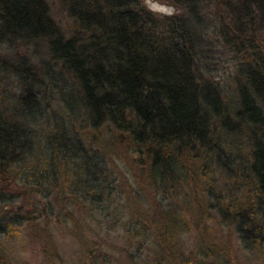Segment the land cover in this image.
<instances>
[{
  "label": "trees",
  "instance_id": "obj_1",
  "mask_svg": "<svg viewBox=\"0 0 264 264\" xmlns=\"http://www.w3.org/2000/svg\"><path fill=\"white\" fill-rule=\"evenodd\" d=\"M165 1L182 13L155 14L141 0H62L75 27L66 35L48 0H0V45L39 43L50 59L41 75L26 57L10 71L0 65L20 85L13 105L0 99V264H11L4 244L23 227L38 236L40 210L71 225L76 209L106 213L105 224L123 227L119 213L108 221L117 161L134 181L122 192L136 239L123 249L128 264H236L230 246L211 243V216L250 253L264 244V0ZM206 8L236 55L231 97L206 63ZM215 171L227 187L215 188ZM174 190L197 216L187 254L178 243L187 220L163 203ZM91 244L83 264H109Z\"/></svg>",
  "mask_w": 264,
  "mask_h": 264
},
{
  "label": "rangeland",
  "instance_id": "obj_2",
  "mask_svg": "<svg viewBox=\"0 0 264 264\" xmlns=\"http://www.w3.org/2000/svg\"><path fill=\"white\" fill-rule=\"evenodd\" d=\"M141 1L147 9L155 14L168 15L167 11L151 10L149 4L146 3V0ZM48 2L50 5L51 16L55 23L66 35L72 33L75 27L72 24V21L68 18L66 10L62 5V0H48ZM151 2L162 9H174V12L169 16L176 14L180 15L182 13L165 0H151ZM202 16L206 20V27L209 28L205 36L202 37L207 44L205 54L207 59L206 63L209 64L211 71H213L212 76L214 77L215 83H220L225 88L226 97H231L234 95V92L230 78L234 75L233 67L237 63L236 55L231 50L225 49L226 47L222 46L223 38L218 34L219 19L217 17H219V15H216L217 17L215 16L214 18L213 10L211 8H206L203 10ZM210 20H212V24ZM207 22L211 27H209ZM200 27L205 28L202 24ZM20 57H26L39 75L43 73V67L46 68L50 63L45 47L42 44L40 45L38 43L36 46L15 45L14 47L0 45V65L2 64L3 69L9 68L10 71L11 65H16L20 61ZM1 70L0 99L3 98L4 101H10L11 105H13L20 93V85L15 77L10 76L8 70ZM116 165V169L111 170L115 179L119 182L118 187L115 188V190L113 189V199L115 202L109 210V212H112L113 214L110 213L112 218L108 221L109 223L114 221L115 218H113V216H117L119 213L123 217V227L116 228L114 227L115 225L105 224L104 218L106 213L92 216L90 213L79 212L76 209V213L74 211L73 216L76 225H73L74 223L71 225L69 223H59L56 217L47 219L44 212H41L40 210L39 212L43 213V216L36 218L37 223L35 224L38 236L33 237L32 231L25 226L20 230V234L16 239H11L5 242L4 245L7 248L5 250V255L9 258L11 264H83L85 257V253L83 252L85 249H91V242H95L97 247L102 245L101 254L104 255L106 253L107 257L105 260L110 261L109 264L112 262L115 264H128L130 258L126 251L131 249L125 251H123V249L131 248L136 243V239L129 238L130 235H127L130 227L129 221L134 217L128 212L129 208L126 204L128 203L127 195L125 194L124 196L122 192L124 191L125 193L127 188L133 187L134 181L130 169L121 166L118 161ZM211 177L213 178L215 188L220 189L227 187L223 186L226 183V178L225 176H222L221 171L212 172ZM182 194L180 195L177 190H174V192L166 197L163 203H165V206L171 210L178 211L184 220H187L188 231L180 233L181 235L178 242L179 248L183 250L184 254H187L188 252L190 253L192 248H194V237L198 233L196 224L192 219L197 218V216L192 214L193 212H191L189 207V199ZM133 199H135L137 203V199ZM190 199L196 203L195 198L191 193ZM39 201L40 204L37 199H34V204L38 202L39 207H44V201ZM208 202H210V200H208ZM133 203L135 202H132V207L135 211H138L139 207L137 204L134 206ZM21 204L22 200L17 206H21ZM17 206H13V208H16ZM23 207L24 210L31 209V207L26 205H23ZM8 208L9 207H6L5 209ZM30 211L32 212V210ZM55 211L57 212V210ZM211 214L212 213H210V215ZM37 215L38 214H35L34 216L37 217ZM209 218L211 219H208L205 222V225L208 227L207 230L209 231L212 244L219 246L220 241L222 244L230 246L232 255L236 258V264H264V244L259 247L260 249L258 252L254 251L250 253L242 246V244H240L238 237L230 230V227L221 225L213 216ZM144 245L146 246L149 244L145 242ZM147 248L148 247H146V249ZM146 249L143 248L140 251L137 250V252L134 250V252H136V254H134L138 255L139 252L143 254ZM88 262L89 261H87L86 264H89Z\"/></svg>",
  "mask_w": 264,
  "mask_h": 264
},
{
  "label": "clouds",
  "instance_id": "obj_3",
  "mask_svg": "<svg viewBox=\"0 0 264 264\" xmlns=\"http://www.w3.org/2000/svg\"><path fill=\"white\" fill-rule=\"evenodd\" d=\"M146 3L149 4L151 10H153V11H167L168 15H171L174 12V9H170V8L169 9H162V8H160L158 5L153 4L151 2V0H146Z\"/></svg>",
  "mask_w": 264,
  "mask_h": 264
}]
</instances>
